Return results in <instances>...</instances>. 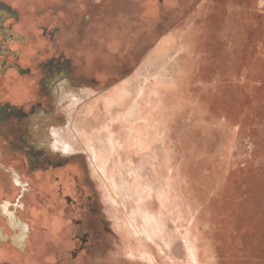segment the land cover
Listing matches in <instances>:
<instances>
[{"label": "bare ground", "instance_id": "obj_1", "mask_svg": "<svg viewBox=\"0 0 264 264\" xmlns=\"http://www.w3.org/2000/svg\"><path fill=\"white\" fill-rule=\"evenodd\" d=\"M6 1L17 10L18 20L14 22L12 29L7 30L5 27L3 30H0L7 32V34H11L12 31L16 29L17 38L18 36L20 37L21 33H26L28 39L26 46L21 43L22 39L20 41L16 40L14 44L11 43L12 40H10L7 42V46L10 48L12 45H16L15 47H18L19 51L18 63L21 66L22 63H24L25 66L29 65L31 68L29 72L22 74L16 69L10 68H5L4 72H0V99L6 96L5 100H0L2 102V104H0V130L8 133L6 137L0 136V152L4 153V156H0V162L9 159L10 154L18 155L21 151L22 155L24 154L25 148L17 145L20 142L17 137L13 135L14 133L17 134L16 131H20V126L17 124L20 118L19 116H15L13 111L19 108L23 110L22 112H28L30 104L35 102H41V106L46 105L49 95L45 94L46 89L40 88L41 85L37 79L40 76L50 78L51 74H46V72H44L42 63L45 61L46 55L49 57L54 55L52 48L56 42H60L61 44L64 40L67 41L71 39L72 36L74 39L78 36L75 32L76 28L71 25L70 19L72 14H75V16L81 14L85 6L82 0H73V2L69 0H65V2H62V0ZM189 1L190 0H165L161 4L153 2V7L150 10H145L147 3H151L150 0H131V3H137V8L135 9V7L132 6L131 10V7H129L131 5L127 6V2L124 3V5L119 0H104L96 12L99 13L100 11L104 13V11H107L108 14H116L117 16L122 15L121 22H124L123 27L125 28H129L128 23L130 21H134L135 24H139L141 23L140 21H143L146 23L145 26L151 29L154 23L158 21L160 12H164V14L168 16V19L160 21V24H167L170 19L176 17L179 12L186 8ZM50 3H65L64 7L60 8L65 9L62 15L56 17V15L46 10L42 12L41 15L36 16V10H40V7H44ZM241 6L238 0H220L213 5L211 3L200 5L197 19L186 23L184 27L176 30L172 29L171 31L168 30L169 34L166 36L162 35L164 38L160 39L157 46L154 49L152 47V52L140 61L131 79H129L127 83L123 82L116 84L110 87V89L103 91L104 93L100 96L91 97L90 100L88 99L89 101L77 106V108L69 104L67 117L65 120L63 119L64 121L60 122V124L47 125L48 121L42 119L41 122V119H39L36 113L33 116H27V121L26 118H21V121L25 119L24 122L22 121L23 123L21 126H23L24 123L26 126L28 125L30 127L31 124H38L40 130L44 132L47 131V136H44V133L41 134L38 131L36 136L33 135L32 131L30 134L27 133V130L26 134L24 133V136H26V150L32 146V149H34L37 154L42 153L43 159H41V161H47V165L44 171L42 168L35 170L37 171L35 172L37 179H35L34 184L31 185L37 184L40 186L42 194L40 193L38 195L31 193V195L26 198V201L32 200L39 203L41 207H33L34 205H32L30 210H28V215L31 217V222L34 225L32 224L30 239L27 242V246H25L27 253L25 256H20L16 251H9V256L14 260V264H27V260H32V264H55L54 260L60 252V246L63 248L66 241L64 237L67 233L70 234L71 224L69 220L73 216L76 217V215L80 213V210L82 211L78 198L73 197L72 199H76L75 203L66 205L63 196L64 193H73L74 184H80L81 175L83 176L84 174V170L81 168L83 163L88 164V175L95 179L94 182L97 181L104 200L109 204L107 210L112 218L113 225L120 233L128 238L122 245L126 255L132 258H139L145 261L146 264H156L158 258L152 253V250L155 248L162 253L160 257L164 264H181L173 252L174 247H172V244L180 238L182 239L189 257L188 264H204L201 262V257L198 252V236L195 234V229L192 227V220L195 215L194 207L189 206L190 203L188 204L182 193L178 191L177 179L172 172H168L167 174L164 172L163 163L166 161L170 162L176 152H174L175 148L170 149L168 147V123L165 124L164 122L165 112L168 111H166L168 91L164 89L160 90V88L164 87L166 85L165 83L169 81H177L183 66H188L186 61L192 59V57H188L189 54L191 52L197 54L198 51L201 50L198 41L194 42L193 38L190 36L191 32L194 33L196 29V38L209 31L210 35L211 33H215L216 36H218L216 38L220 39L223 45L226 46L223 48L225 51L227 49L229 51L230 44L232 45L234 42H237L236 40L241 41V39H243V34H241L243 27L242 23H240L243 17ZM219 8L222 10V13ZM134 9L139 13L140 20L138 17L135 18V16H131L128 18L127 15L123 14L125 12L131 14L135 11ZM223 11H225L224 13L228 12L227 21L226 25L219 30L221 25L219 26L218 19L220 16H224ZM0 12H2L0 13L1 25L2 23H7L5 20L10 16H7L9 11L6 9L0 8ZM203 15H205L204 18H202ZM234 17L238 18V28L241 27V29L235 31L236 33H231V38H228V34H230L228 22ZM104 19L107 20L105 16ZM178 19L181 18L178 17ZM107 21L108 23L106 22L105 24L103 22L100 23L96 20V17L94 18L93 16L87 28L86 46L84 45V47L78 50L76 49L73 54L65 52L66 56L68 55L71 58L74 57L75 62L70 60L69 65L80 63V74H84L87 77L95 75L96 79L97 77L105 79L104 76L117 71L119 68L118 61L120 59L121 61L125 59L124 56L126 55L124 47L122 51L117 49L115 51L109 50V48H111V42L132 46L131 44L135 40L134 38L136 35L134 37L133 35L127 37L126 42L119 38L114 39L112 31L115 29L117 32H121V28L123 29V27L120 26V21L118 20L112 23L109 20ZM153 21L154 23L152 24ZM11 22H13V20H11ZM50 23L61 25L60 27L62 30L59 29L58 33L55 35L53 34L55 32L53 30L54 28L51 29L50 33H53L52 38L49 40L47 36L40 35L39 26L44 24L51 28L52 25H50ZM103 24L104 30H102L103 32L98 30V37L93 32L100 29ZM45 32L47 33V29ZM8 37H10V35ZM134 45L136 47V44ZM0 46L2 47V44ZM0 49L3 50L2 48ZM45 49L46 53L44 52ZM206 49H214V47L211 48L209 46L206 47ZM37 52L40 54H37ZM231 52L234 53L235 51L232 50ZM221 54V59L223 60L225 54ZM194 58L198 60L197 57ZM11 59L13 58L11 57ZM255 59L257 58L255 57ZM10 60L8 58V61ZM200 62L201 66L206 63L208 64V60L201 56ZM251 69H253V73H256L258 65H253L249 70ZM249 70L245 69L248 75H251L252 72L250 73ZM209 71L211 70L209 69ZM224 80L225 77L219 84L212 86L211 89L213 92L211 94L214 95L217 93L219 87L223 86L224 88V84H226ZM181 81L183 82V80ZM152 85H154V87ZM66 86L67 84L65 81L57 85L59 90V97H57V99H62V103L65 97L63 90ZM77 90L78 91L75 92H79V89ZM81 90L84 91V88ZM89 90L88 88V91ZM255 90H257L259 96L261 89L258 87ZM92 91L94 90L92 89ZM173 100H171L170 107L173 106ZM10 101H12V103H10ZM174 101H176L175 103L178 106L176 108L181 109L179 108L181 105L177 103V100ZM181 103L183 104L182 101ZM225 110L226 109L223 108L220 111L224 113ZM34 111H36V108H34ZM2 113H5V115ZM226 114L224 113V115ZM34 119H38V121L36 122ZM167 121L168 119L166 122ZM10 129L12 130L11 132ZM10 141L11 143L9 144ZM6 143H8L9 147H3ZM174 143L175 142H173V144ZM47 145L49 148H47ZM74 157L78 159L74 160ZM70 159H72V161H70ZM56 162H58V164ZM29 165L33 167L32 164ZM22 166V164H16L17 169L21 171L23 170ZM19 176L20 178L13 174L15 180L23 182L25 176ZM251 178L252 177L248 180L250 184L248 186L250 196L243 201L242 205L246 210H251L250 203L254 199H259L264 196V183H261V181L258 182L257 179L252 180ZM60 185L63 187H60L61 193L60 191L57 192V188ZM79 188L84 194L86 191L85 188L80 185ZM3 193L9 197V201H12L18 194V189H15L12 182H10L9 174L0 171V195H3ZM152 199H156V207L152 206ZM120 205L122 209L118 207ZM247 214L249 216V213ZM11 220L13 219L10 217L9 221ZM43 223L48 226L46 231L40 227ZM184 223L185 226L182 229ZM195 224H197V222ZM76 228L77 234L80 236L82 234V228L79 226ZM52 232L53 234L51 235L50 233ZM199 234L202 233H198V235ZM59 236H61L60 241L58 239ZM67 239L70 240V237ZM71 244L73 245V241L67 242L65 247L68 249ZM32 248H36L40 253H38L37 256H33V254L29 252ZM89 249L91 250V248ZM81 260L82 258L75 261V263H90ZM145 263L143 262V264ZM64 264L69 263L65 262Z\"/></svg>", "mask_w": 264, "mask_h": 264}, {"label": "rangeland", "instance_id": "obj_2", "mask_svg": "<svg viewBox=\"0 0 264 264\" xmlns=\"http://www.w3.org/2000/svg\"><path fill=\"white\" fill-rule=\"evenodd\" d=\"M88 1L90 3H88ZM119 1H121L122 4L127 2V6L131 5L129 6L131 7V10L132 6H134L135 9L137 8V3H131V0ZM61 4L63 3H53V5L55 6ZM85 4L86 9L84 8L85 10L83 9L84 11H82L81 14H79L75 19L80 18L83 13L93 12L95 5L94 1L87 0ZM46 6H49V4ZM44 7L40 8L43 9ZM48 11L51 13V10ZM220 12L222 13L221 9ZM224 12L225 11H223L224 16H220L218 19L219 26L221 25L219 30H221V28L226 25L228 12ZM123 14L127 15L128 18L131 16H135L139 19L140 16L139 13L136 12V10L131 14H128V12H125ZM38 15H41V13L36 14V16ZM71 16L73 17V15ZM243 16H245V13H243ZM204 17L205 15L202 16V18ZM105 18L109 21L111 20V23L115 22V20H118L120 21V26L123 27L124 22H121L122 15L117 16L116 14L105 13ZM242 22L243 21H241L240 23ZM228 23L230 29L228 38H231V33L238 31V29H241V27L238 28L239 21L237 17L231 18ZM88 24L89 22L85 23V26H87V28ZM41 25L45 26L44 24ZM50 25H52L51 28L48 27V25L44 28L39 26L41 36H47L49 38V36H51V29L53 28H55V32L53 33L55 35L58 33L59 29L62 30V28L60 27L61 25L55 23H50ZM71 25L75 28L79 27L78 25H74L72 21ZM46 29L47 33L45 32ZM126 29L129 28L123 27V29L121 28V32H117L114 29V31H112L113 38H119L120 40H124V42H126V38L130 37L126 32ZM78 30H76V34ZM196 32L197 29L193 34L191 33L190 36L191 38H193L194 42L198 41V45L201 50L198 51L197 54H194L193 52L189 54L188 57H192V59L186 61L188 66H183L180 77L177 81H169L168 83H165L166 87L164 86L160 88V90L164 89L165 91H168L166 111L170 110V113L168 111L165 112L164 122L165 124L168 123V147L170 149L175 148L174 152H176V155L174 154V157L170 161L172 164L167 161L163 163L164 172L166 174L168 172H172L174 177L177 179L178 191H180L185 197V201L188 202V204L190 203L189 206L194 207L193 209L195 215L192 220V227L195 229V234L198 236V252L201 257V262H203L204 264H264L263 232L262 234H257L254 237L247 234L244 236L243 228L237 226V224L245 218L243 211L239 210V206L241 207V205H243V201L241 199L246 193L244 191L246 189V185H249L248 180L250 177L248 176L256 175L258 181L264 183V84L258 83V80L264 74V72L260 70L264 60V38L260 39L263 45L261 52L256 50L258 45L253 46L254 44L252 43L254 41L252 40H246L247 48L244 52L238 51L240 45L239 43L242 42L243 39L245 40L246 37H243L241 41L236 40L237 42H234L232 45L230 44L229 51L228 49L225 51L223 48L226 46L223 45L220 39H217L215 37L217 39L216 40L215 38H213V34L211 33L210 35V31L198 37L200 39L196 38ZM25 37L27 39V36ZM24 38L18 36L17 41H20L22 39L21 43H24ZM27 43L25 44V46L27 45ZM216 43L218 44V46L216 45ZM213 45H216L218 51L215 52L213 51V49H206V47L209 46L213 48ZM231 48L236 53H232ZM52 49L54 55L51 56L56 58L55 60H58L57 58H59L62 61L64 58H67L65 54L66 51L62 53V48H55V46H53ZM44 52L46 53V49L44 50ZM221 53L225 54V60L223 59V62L230 60L229 63L231 65V69H237V66L233 65H236L237 61L240 58L242 59L240 63V70L243 76L242 86L237 82L234 83V81L230 79L227 84H224V88L223 86L219 87L217 93H215V95L213 96L211 94L212 90H210L211 86H208L209 88H205L202 85L200 86V84H198L194 86L196 88L193 87V98L192 96L190 98V95L192 94H190V88L188 89L186 86L188 85V81L190 82V80H187L189 79L187 73H193L195 68L198 69L201 66L200 56L204 59H207L208 64L206 65L210 66L213 63L212 58L215 59L216 54H218V58H222ZM37 54L40 53L37 52ZM45 57L50 58L47 55ZM194 57H197L198 60H196ZM255 57L257 59H255ZM71 61H74V57L71 58ZM120 64L121 59L118 61L119 67ZM78 65L80 66V63H78ZM253 65H258V70L256 69L257 74L253 73V69L249 70ZM245 69L249 70L250 73L252 72L251 75H248ZM75 70L81 71L80 68ZM206 78L209 77L205 76L204 80ZM181 80H183V82ZM215 82L216 81H212L210 85L214 84ZM168 85L171 87H169ZM152 86L154 87V85ZM258 87L261 89V92L263 91L261 95H259L260 97L258 96V94H256L257 90H255ZM40 88L45 89L44 86H40ZM244 88L245 91H243ZM225 92L228 94L225 95ZM170 99L177 100V103L181 105V107L179 106V108L181 109L176 108L178 106L176 105V101L174 100L173 103L175 105L172 103L173 106L170 107ZM181 101L183 102V104L181 103ZM223 108L229 110V113L226 114V110L224 111L226 115H224V113H221L220 110ZM34 114L35 112L31 114V116H33ZM42 119L44 120L45 118L43 117ZM167 119L168 121L166 122ZM34 120L36 122L38 121V119ZM18 121L17 124L21 127L23 122L20 120L18 123ZM222 121L224 122L222 123ZM31 131L34 136H36L38 132L41 134L44 133L43 135L47 136V131L41 132L38 124H31ZM13 135L14 137H17L15 136V133ZM0 136L6 137L7 134L0 130ZM171 141L175 143L173 144V142ZM251 143L255 144V146L252 147ZM47 148H49L48 145ZM243 155H249L252 158L249 160L248 158L250 157H247L249 161L244 164V162L238 159ZM27 159L29 160L28 157ZM77 159L78 158L74 157V160ZM254 160L261 161V168H255L253 166ZM70 161H72V159H70ZM56 163L58 164V162ZM82 166L84 174L83 176L81 175V179L79 181L80 184L76 183V190L81 193V197L77 195L78 193L74 188L75 184L73 185V193H64L63 196L65 201V197L70 196L69 202L66 201L67 205L75 203L76 199H72L73 197L78 198L80 207H82V211L80 210V213H78L76 217L73 216L69 220L71 224L70 234L67 233V235L64 237L66 241L65 243L63 242V248L60 246V252L57 254V258L54 260V263L64 264L65 262H68L69 264H76L75 261H77L78 259L80 260L81 258L83 261L90 262L89 264L145 263V261L139 258H132L126 255L124 249L122 248V245L125 240H128V238L120 233V231L113 225L112 218L107 210L109 204L104 200L101 193V188L98 186L97 181L94 182L95 179L92 176L88 175V164L83 163ZM85 177L87 178L90 186L87 184ZM251 179L253 180L254 177H252ZM79 185L85 188L86 191L84 194L79 188ZM62 186L64 187L63 184ZM62 186L60 185L57 188V192L60 191L61 193V188H63ZM227 194H229L230 196ZM85 195L93 196L94 199L91 197V202L93 203L92 206L97 209L98 218L96 221V229L94 228L92 231L91 228L90 234L82 244L79 237L86 231L87 228L85 227V225L80 224L78 220L83 219V217L86 215L85 210L87 204ZM151 201L152 206L156 207V199H152ZM254 205L256 212L259 215V219L262 218V220L264 221V202L257 201ZM118 207L122 209L121 205ZM251 218L254 219V217ZM103 219L105 222L103 221ZM196 222L197 224H195ZM252 222L253 221H251V223ZM185 223L183 224L182 229L184 228ZM78 226L82 228V234L80 236L77 234L76 227ZM198 233L202 234L198 235ZM50 234L52 235L53 232ZM68 237H70V240L67 239ZM58 239L60 241L61 236H59ZM69 241H73V245L71 244V246L67 249L65 246ZM172 247H174L173 252L177 256L180 263L188 264L189 257L183 245L182 239L179 238L175 243L172 244ZM89 248H91V250ZM152 253L155 257L158 258V262H156V264H164L160 257L162 253L157 251V249L155 248L152 250ZM27 264H32V260H27Z\"/></svg>", "mask_w": 264, "mask_h": 264}, {"label": "crops", "instance_id": "obj_3", "mask_svg": "<svg viewBox=\"0 0 264 264\" xmlns=\"http://www.w3.org/2000/svg\"><path fill=\"white\" fill-rule=\"evenodd\" d=\"M69 1L73 2V0H69ZM82 1L84 3L87 2V0H82ZM93 1L95 3L93 12L83 13L82 16L78 19H75L76 17H78V15L75 16V14L74 15L72 14L73 17L71 16L72 20L71 19L70 20L73 22L74 25L79 26L78 27L79 30L76 27V30H78L77 31L78 36L75 38L76 40H74L73 36L71 39H68L67 41L64 40L63 42H61L62 45L60 44V42L55 43V45H54L55 48L59 47V48L63 49L62 53L64 51H66L67 53L73 54L76 49L78 50L79 48L84 47V45L86 46L87 40H86L85 33L87 34V26H85V23L90 22V20L92 19L93 16H94V18L96 17V20L99 21L100 23H102V22L104 24L106 22L108 23V21L104 19L105 13L108 14L107 11H104V13L100 12V11H99V13L96 12L104 0H93ZM164 1L165 0H150L151 3H147L145 10H150L153 7L152 6L153 2L161 4V2H164ZM219 1L220 0H190L188 5L186 6V8L184 10H182L181 12H179V14L176 15V17L170 19L166 25H161L160 21L167 20L168 16L165 15L164 12H162V13L160 12V14L158 16V21H156L155 23H154V21L152 22V24L154 23V26L151 29L148 26H145L146 23L143 21H140L141 24L136 23L138 26L135 24L134 21L133 22L130 21L128 23L129 29H126L127 30L126 32L129 36L133 35V37H134L136 35V37H138L139 39L135 37L134 38L135 40L131 44L132 46H130V45L125 46L122 43L119 44L116 42H111V44H110L111 48H109V50L115 51L117 49V50L122 51L125 48V51H126L125 54L126 55L124 56L125 59H122L120 67L117 69V71L115 73H109V75L104 76L105 79H101L98 77L96 79L95 75H90L87 77L84 74H80L79 70H77V71L75 70V69L80 68V66L77 63H75L73 65H69L71 58L68 55H67V58H64L61 61L60 65L57 64L55 58L53 57V60L51 61L49 67L45 71L46 74H51V77L47 78L44 76L43 77L40 76L37 79L39 84L41 86L45 87V89H46L45 94L49 95V98H48L49 101L47 100L48 104H46L45 106H41V102H37V104L39 103V106L37 105L35 107L36 111H33V113L35 112L36 114H38V117L42 116V118L43 117L45 118L44 120H47L48 122H50V123L47 122V125L48 124H53V125L60 124V122H63L67 117L69 104H72V106H74V108H77V106H80V105L86 103L87 101H89L91 99V97L93 98V97L100 96L102 93H104L103 91L110 89V87H113L114 85L119 84V83H123V82L127 83L128 80L131 79V76L134 73V70L138 66L140 61H142V59H144L149 53L152 52V50L157 46L160 39L164 38L163 36L168 35L169 31H171L172 29L176 30L178 28L184 27V25L186 23L190 22L191 20H196L198 17V14H199V6L200 5L208 4V3H211L213 5L215 3H218ZM62 2H65V0L64 1L62 0ZM238 2L241 3V5H242L241 6L242 13H245V16L242 17L243 28H242L241 34H243V37L247 38V39L245 38V40L243 39V41L239 43L240 45H239L238 51L244 52L245 49L247 48L246 47V42H247L246 40H252V41H254L252 43V44H254L253 46L258 45L256 50L257 51L259 50V52H261L263 45H262V42L260 39L264 38V9H263L264 8V0H252V2H251V0H238ZM88 3H90V2L88 1ZM64 4L55 6V5H53V3H51V4H49V6H45L43 9L40 8V10H37L35 12H36V14H40V13L44 12L45 10H51V13L53 15H56V17H57L59 15H62V13L64 12L65 9H60V8L64 7ZM84 8L86 9L85 6H84ZM258 8H259V10H258ZM53 12H55V13H53ZM57 12H58V15H57ZM246 14L248 17L246 16ZM178 17L181 19H178ZM135 18H137V17H135ZM185 18H187V19H185ZM104 24L101 25L102 27H100V29H97V31L95 30V32H93L98 37H99V31L104 30ZM40 26L46 27V25L45 26L40 25ZM82 27H83V30H82ZM53 30L55 31V28ZM129 31H131V32H129ZM52 33H51V36H49V38H52ZM191 33L193 34V32H191ZM20 36L22 38H24L26 36V33L23 32V34L21 33ZM213 37L215 38L218 36H216V34L214 33ZM257 40H258V42H256ZM26 43H27V39L25 37L23 44L25 45ZM65 43H66V45H65ZM134 44H136V47ZM216 45L218 46L217 43H216ZM216 45H213L215 47V50L213 49V51H215V52L218 51ZM152 47H153V49H152ZM213 51H211V52H213ZM218 57H219L218 54H216V58L215 59L212 58L213 63L210 66H207L206 65L207 63H206L202 67L200 66L198 69L195 68V70L193 71L192 74L188 73L189 79H187V80H190V82L186 86L188 89L190 88L189 91H190V94H192L191 95L192 98H193V94H194V92H192V89L195 85L200 84V86L202 85L205 88L208 86H211L210 90H212L211 89L212 86L219 84V82H221V80L224 77H225L224 81L226 82V84L231 79L234 81V83L237 82L238 84H240L242 86L243 76H242V73L240 70V63H241L242 59L240 58L237 61V64L233 65V66H237V69H231V65L229 63L230 60L223 62V60L218 58ZM58 65H59V68H57ZM26 66H28V65H26ZM22 67H25L24 63H22ZM5 68L2 70V72H4ZM209 69L211 71H209ZM74 70L76 71V73ZM260 70L264 72V60H263V64L261 65ZM20 73H26V72L21 71ZM66 75H68V76H66ZM207 75H209V76H207ZM109 76L111 77V79ZM205 76L209 77V78H206L204 80ZM101 80H103V81H101ZM114 80H115V82H114ZM64 81L67 84V86H66L67 90H66V88H64V90H63V92L65 93V97L63 96L64 101L62 103V99H57V97H59L58 96L59 90H58L57 85L60 82H64ZM111 81H112V83H111ZM212 81H216V82L214 84L210 85V83ZM81 83H82V85H81ZM258 83L264 84V74L258 80ZM69 84H71V85H69ZM71 88L72 89L74 88L73 91ZM83 88H84V91L81 90ZM88 88L90 89L89 91H88ZM194 88H196V87H194ZM69 89H71V90L68 91ZM77 89H79V92H75V91H78ZM92 89L94 91H92ZM96 91H98L99 94ZM243 91H245V88L243 89ZM87 92L88 93L90 92V93L88 94ZM212 92H213V90H212ZM261 93H260V95H261ZM53 94L55 95V97ZM224 94L226 95L228 93L225 92ZM3 98H6V96H4ZM83 98L85 99V102H84ZM57 101H59V102H57ZM60 103H61V105H60ZM59 110H60V112H59ZM226 111H227L226 113L228 114L229 110H226ZM39 114H41V115H39ZM3 115H5V113H3ZM42 118H39V119H42ZM27 120H28V117L26 118V121ZM22 121L24 122L25 119ZM223 122L224 121H222V123ZM24 125L20 127V131H16L17 134L15 136H18L21 133L23 135H25L26 130H27L28 134L31 133V127L28 125L26 126L25 123H24ZM9 128H11V127H9ZM11 131L12 130L10 129V132ZM40 131H42V130H40ZM6 134H8V133H6ZM24 137L26 138V136H24ZM28 144H30V143H28ZM17 145L19 147H24L25 151H26L27 145L20 144V143ZM251 146L253 147V146H255V144L251 143ZM260 146H262V145H260ZM3 147H9L8 143H6L5 146H3ZM30 150L34 151V149H30ZM8 153H9V151H8ZM19 153L20 154H18V155L9 153L10 154L9 159H6L7 161L2 160L0 162V171H2L5 174H9L10 182H12L15 189H18V194L15 196V198L12 201H9L10 200L9 197H7L4 193H3V195H0V264H14L15 263L14 260L9 256V253H10L9 251H16L19 253L20 256H25V254L27 253V249L25 248V246H27V242L30 239V235L32 232V224H33L31 222V217L28 215V212H29L28 210H30L32 205H34L33 207H41L39 203L34 202L32 200L26 201V198L28 196H30L31 193L38 194V195L41 193L40 186H38L37 184L36 185H31V184H34V180L37 179V176L35 173L37 171H35V170L42 168V170L44 171V168H46V165H47L46 164L47 161H45V160L41 161V159H43V156L39 157V155H41V154H37V152L35 154H33L35 157L30 155L31 153H29L28 156H26L25 153L22 155V151ZM0 156H4V153L0 152ZM25 157H26V160H25ZM27 157L29 158V160L27 159ZM247 157H250V158H248L249 160L252 158L251 156L243 155V156H240L238 159L240 161L244 162V164H245L246 162L249 161L247 159ZM253 162H254L253 166L255 168H261V161H255L254 160ZM17 163L20 165L21 164L23 165L22 171L17 169V167H16ZM29 164H32L33 167L30 166ZM13 174L17 175V177H19V178H20L19 175H21L22 177L25 176V180H23V182H18L17 180L14 179ZM248 177H254L253 180L257 179L256 175L248 176ZM249 185H246V189L244 190L246 193L244 192L245 195L241 199L242 201H244L248 196H250L249 187H248ZM256 200L257 201L260 200L259 202H264V196L260 197L259 199L256 198L250 203L251 204L250 205L251 210L244 209L242 207V205H241V207L239 206V210L243 211L245 218L243 220H241L237 224V226L240 228H243L244 236L247 234V235H252L254 237L258 233L262 234V232L264 234V221L262 220V218L259 219V217H258L259 215L256 212L255 205H254V204H256ZM10 205H12V206H10ZM66 205H67V203H66ZM252 211L254 212V216H253ZM247 213H249V216ZM27 216H28V218H27ZM10 217L13 219V220H11L12 222L9 221ZM251 217H254V219ZM29 218H30V220H29ZM251 221H253V222L251 223ZM40 227L45 231L48 229V226L45 225L44 223L41 224ZM67 227H68V225H67ZM29 252L32 253L33 256H37V254L40 253L36 248L30 249Z\"/></svg>", "mask_w": 264, "mask_h": 264}, {"label": "flooded vegetation", "instance_id": "obj_4", "mask_svg": "<svg viewBox=\"0 0 264 264\" xmlns=\"http://www.w3.org/2000/svg\"><path fill=\"white\" fill-rule=\"evenodd\" d=\"M0 8H3V9L8 10L9 13L7 14V16L8 15L10 16L9 18L7 17V19L5 20V21H7V23L5 22V23H2L0 25V29L3 30V28H5V27H6L7 30L12 29L13 28L12 25L14 24L15 21L18 20V12H17V10L14 9L12 7V5L8 1H6V0H0ZM0 13H2V12H0ZM10 19L13 20V22H11ZM42 28H44V27H42ZM16 31L17 30L15 29L14 31H12L11 34H7V32L0 30V45L2 44V47L0 46V48L3 49V50L0 49V66H1L0 67V72H2V70L6 66H7L6 68L16 69L18 72H21V70H23L22 72H29L30 71V68L31 67L29 65L28 66H25V67H22L18 63L19 62V51H18V47H15L16 45H12L10 48H8V46H7V42L8 41L12 40L11 43L14 44L15 41L17 40V38H16L17 37L16 36L17 35L16 34ZM9 35H10V37H8ZM11 57L13 59H11ZM8 58H9V60L10 59L11 60L8 61ZM57 59H58V60H56L57 61V64L60 65L61 60L59 58H57ZM52 60H53V57L51 56L50 58H46V60L43 62L42 66H43V70L44 71H46V69L49 67V65H50V63H51ZM59 65L57 66V68H59ZM5 99L6 98H2L0 100L2 101V100H5ZM1 101H0V104H2ZM10 103H12V101H10ZM37 105L39 106V103L37 104V102L30 104V107H29L28 112H22L23 110H21V109L18 108L16 111H14V114L17 115V116H19V118L21 120V118H25V117L31 115L33 113L34 108ZM27 113H28V115H27ZM19 121H18V123H19ZM17 139L19 140L20 144H26V138L24 137V135L22 133L17 136ZM10 143H11V141L9 142V144ZM30 149H32V146L28 150H26L24 152L26 156H28L29 153H31L30 155L34 156L33 154L36 153V151H33V150L31 151ZM42 156H43V154L41 153V155H39V157H42ZM81 168L83 169V166L82 165H81ZM85 179L87 181V184L90 186V184H89V182H88V180H87L86 177H85ZM74 186H75L74 188L76 190L77 189V185L75 184ZM77 193H78L77 195L79 197H81V193H79L78 191H77ZM85 196H86L85 198H86V204H87L86 210H85L86 215L83 217V219H79L78 220V222L80 224L85 225V227L87 228L86 231L79 237L80 240H81V242H82V244L87 239V236L90 234L91 228H92V231H93L94 228L96 229V221H97V218H98L97 209H95V207L92 206L93 203L91 202V197L93 198V196H91V195H85ZM65 198H66V201L69 202L70 196H66Z\"/></svg>", "mask_w": 264, "mask_h": 264}]
</instances>
